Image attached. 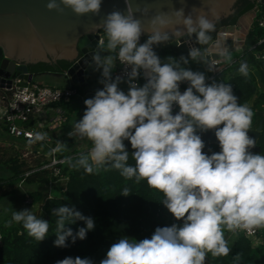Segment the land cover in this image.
<instances>
[{
    "label": "clouds",
    "instance_id": "1",
    "mask_svg": "<svg viewBox=\"0 0 264 264\" xmlns=\"http://www.w3.org/2000/svg\"><path fill=\"white\" fill-rule=\"evenodd\" d=\"M103 0H49L47 8L63 12L70 8L76 15L99 16ZM125 12L114 9L104 16L102 24L106 46L94 51L91 64L101 73L102 88L84 100L82 118L75 121L69 137L87 139L92 147L72 163L93 174L101 168L118 170L125 179L146 181L149 188L163 194L160 200L182 224L157 227L151 238L130 242L120 238L111 244L100 264H205L212 257L230 254L225 230L253 234L264 229V154L253 153L256 140L249 136L253 111L241 104L230 83H210L205 72L186 67L190 62L216 69L217 61L205 58L202 46L212 40L220 16L213 4L185 7L170 12L160 11L147 18V26L137 18L131 0H124ZM185 4V0H180ZM145 8L142 16L148 14ZM147 39L141 43V37ZM193 36L195 43L192 42ZM187 37L189 51L179 59L168 57L163 62L155 48L175 41L179 45ZM264 43V41H261ZM196 44L200 45L197 47ZM109 53L104 54L102 53ZM110 53H115L112 55ZM227 62L232 56L227 49L219 52ZM117 62L125 75L113 77ZM239 73L247 77V62H241ZM144 83L140 84L139 80ZM126 83L127 92L119 85ZM187 87L181 91V84ZM174 108L178 111L174 114ZM214 131L220 151L205 153V142L199 133ZM28 143L43 141L46 134L28 133ZM125 141L130 142L131 158ZM65 147L58 145L53 152ZM122 195L130 191L124 188ZM57 217L54 241L56 247H68L84 240L95 228L92 217L62 205L52 209ZM83 220L75 234L66 221ZM22 224L27 235L43 241L49 232V221L37 217L29 209L12 213V223ZM241 257L237 254L233 264ZM96 263V264H98ZM56 264H93L89 258L66 257Z\"/></svg>",
    "mask_w": 264,
    "mask_h": 264
},
{
    "label": "trees",
    "instance_id": "2",
    "mask_svg": "<svg viewBox=\"0 0 264 264\" xmlns=\"http://www.w3.org/2000/svg\"><path fill=\"white\" fill-rule=\"evenodd\" d=\"M251 1L253 5L254 0ZM251 7H247L244 11ZM242 13L230 17L228 24H233ZM260 13H264V3L260 4ZM210 35L213 39L215 31ZM145 39L147 37L142 36L140 42L143 43ZM261 41H264V27L257 26L255 22H252L244 35L243 48L240 53L236 54L230 62L225 61L219 78L213 79L217 82L230 83L239 103L246 104L251 98V103L248 105L254 113L251 127L257 124L260 117H263L257 144L261 154H264V90L258 89L252 73V69L257 70L264 87V59L255 56V53L264 51V43ZM207 45L202 46L203 51ZM155 51L163 62H168V57L179 59L182 54L186 56L188 53V51L171 44V41L169 44L156 47ZM241 62L248 64L249 74L247 77L238 71ZM68 64L65 60H57L56 68L53 63H47V65L27 67V69L33 73L39 71L63 72ZM186 67H190L193 71H201V64L196 62H190ZM74 87L78 92L84 90L78 85H74ZM65 140L68 142L57 154L60 157L64 156V160L71 157L72 163H75L79 155L86 153V150L72 148L73 145H70L69 137H65ZM125 144L129 150L128 163L134 164L135 162L131 158L130 142L125 141ZM218 151H220L219 144L209 143L205 153L211 155ZM2 164L8 170V175L0 177V197L10 193L13 183L22 177L23 171L27 170L23 161L18 160L15 156L8 157ZM60 173L66 176L64 187L55 186L58 187L57 192L41 201V214L36 215L49 221L48 235L43 241L38 242L27 235L22 224L12 222L9 225V222H1L0 264H56L58 260L77 256L89 258L93 264H96L106 257L111 244L120 238L135 242L151 238L157 227L170 226L171 213L160 201L163 199V194L149 188L146 181L136 183L134 179H125L118 170L110 168H101L93 174H88L83 168L74 169L68 163L60 164ZM48 178L49 175L44 169L33 170L24 177V181L43 184ZM124 188L129 189L128 196L121 194ZM28 193L33 202L40 201L42 198L41 191L38 189L30 190ZM62 205L74 208L86 217H92L95 222V228L88 231L86 239L77 238L75 243H72V239L69 237L67 239L68 247L54 246V241L57 239L55 234L57 217L52 215V209ZM68 222L70 221H66L65 227L71 228L73 234L80 227H85L83 220ZM257 236L260 241L253 244L249 237L241 232L231 234L226 238L231 248L230 254L217 258L212 257L209 253L205 264H233L237 254L241 257L238 264H264V229H260Z\"/></svg>",
    "mask_w": 264,
    "mask_h": 264
},
{
    "label": "water",
    "instance_id": "3",
    "mask_svg": "<svg viewBox=\"0 0 264 264\" xmlns=\"http://www.w3.org/2000/svg\"><path fill=\"white\" fill-rule=\"evenodd\" d=\"M49 0H0V87L7 86L9 78L17 76L24 81H31L33 72L27 67H38L53 63L56 68L57 60H65L69 64L64 69L72 84L85 87L84 70H87L92 61L94 51L100 50L97 44L98 31L104 29L102 20L106 13L119 9L126 14L124 0H103L99 16L88 13L76 15L70 8H63V12L49 10ZM59 3V0H57ZM264 3V0H261ZM134 13L137 18L144 21L147 26V18L160 11H168L174 7L179 9L185 7V14L193 8H204L208 10L212 4L220 16L216 23L215 37L209 42L208 47H220L218 37L222 34L233 33L236 25L228 24L230 17L242 13L247 7L253 6L251 0H131ZM147 8L148 14L142 16L141 12ZM213 34V32H212ZM187 37H182L179 45L173 41L171 44L189 51V44L185 42ZM192 42L195 43L193 36ZM197 47L200 45L196 44ZM205 58L220 57L219 52H204ZM36 73V72H35ZM258 89L264 90L256 69H252ZM91 97L93 92H86ZM178 109H174L175 112ZM260 117L253 129L248 134L252 138L259 135L261 122ZM205 142L218 143L214 131L199 133ZM260 152L259 146L250 149ZM253 152V151H252ZM254 153V152H253ZM258 153V152H257ZM64 187V184L62 185ZM182 222V221H180Z\"/></svg>",
    "mask_w": 264,
    "mask_h": 264
},
{
    "label": "crops",
    "instance_id": "4",
    "mask_svg": "<svg viewBox=\"0 0 264 264\" xmlns=\"http://www.w3.org/2000/svg\"><path fill=\"white\" fill-rule=\"evenodd\" d=\"M252 16H253V12L251 8L244 11L240 16H238L237 20L234 22V24L236 25L235 31L233 33H228L227 35H223L226 37L224 39L225 41L221 40L220 37L218 38V44L222 42H226L227 44H231L229 48H225L223 46L224 44H220V48L217 47L218 49L212 48L210 50L220 52L223 49H227L228 51H233L234 53H237V54L240 53L241 49L243 48L244 35L246 31L249 29V27L252 25V22H254ZM103 38H104L103 40L106 41V34L103 36ZM227 38H229V40ZM232 38L234 40H232ZM228 41L230 42L228 43ZM104 54H109V53L107 52L102 53V55ZM110 54L114 55V53H110ZM233 58H235V56ZM201 67H203V65ZM45 74L59 75L63 78L62 79L63 81L61 82V84H58V85L56 84L58 82H54V83L45 82V80L43 79V76ZM83 74H84V80L86 81L85 87H82L84 89L83 92H78L75 89L77 93L70 96L68 100L55 101V102H52L46 105L39 111L32 113L31 116L22 124L25 127H31L32 129L40 130L41 133L46 134V138L43 141H39L35 144H29L28 138L19 137V136L16 137V136L8 134L5 131V128L2 125V123H0V130H2V134L7 133V135L9 136V137H6V139H9V141H7L3 139V137L6 134H3V135L1 134L0 135V145H27V147L29 145H34V147L35 148L37 147L38 150L34 149L33 151H38V153L41 156L43 154L46 156L49 145H55L56 147H58V145L62 144L65 146L66 145L65 143L68 142L67 140H65V137H69L68 133L72 131L74 122L79 120L83 116L85 108L82 104V101L85 98L84 96L86 95V92H90V91L93 92L103 87V85L99 83V80L101 79L100 71L95 70L94 65H91L90 69L84 70ZM53 78L56 79L55 77ZM57 80L58 79H56V81ZM31 82H39V83H44L47 85L57 86V87H64V86L74 87V85H76V84H72L69 81L68 77L62 73V71H39V72L33 73L31 77ZM139 83L143 84L141 80L139 81ZM119 87L125 92H127L128 85L126 83H121ZM250 103H251V100L248 101L246 105L248 106ZM69 142H71L70 145H73L72 148L76 150H86L87 148L92 147L91 142L88 141L87 139H80V138L74 139L72 137H69ZM42 161L43 160H41L40 162ZM40 162L36 164V167L40 164ZM60 164L57 165L58 173L55 176L52 175L49 170L44 169L48 171L49 178L47 180L50 179L52 181L49 188L47 187L46 183L36 184L35 182H25L24 181V177L28 175L31 171L42 170V169H37L36 167H33V166L23 171L22 177H20L18 180L14 182L16 187H18L17 182L21 180L22 183L31 185L29 190L38 189L41 191V194H42L41 200L40 201L37 200L36 202H33L31 200L30 202V203H33L34 205L40 202L37 207L39 211L41 210L40 209L41 201L45 197L47 190H49L50 195H52L53 193H56L58 190L57 189L58 187H55V186L61 185V187L63 188L62 185L64 184V180L66 179V176L61 175L60 173ZM19 187H23L22 184ZM24 188L25 187L21 188V191H22L21 196L23 195V192H27L24 190ZM25 189H28V188H25ZM31 208L32 206H29V210ZM3 221H5V219Z\"/></svg>",
    "mask_w": 264,
    "mask_h": 264
},
{
    "label": "built area",
    "instance_id": "5",
    "mask_svg": "<svg viewBox=\"0 0 264 264\" xmlns=\"http://www.w3.org/2000/svg\"><path fill=\"white\" fill-rule=\"evenodd\" d=\"M261 0H254L253 6L251 10L253 12V21L257 24V26L264 27V13H260V4ZM97 44L100 45L103 41V34L101 31H98ZM225 34L222 35H227ZM219 38V37H218ZM215 48L214 46H210L205 48L204 52H215L210 49ZM220 48V47H219ZM222 48V47H221ZM218 49V48H217ZM115 55V53H114ZM256 57L264 59V51L262 53H255ZM209 61H217L216 69L213 72H208L206 76L209 78L208 82L213 78H219V73L224 66L220 57H211L209 56ZM66 74V70L62 72ZM113 77L116 75H125L124 68L122 65L117 62L115 69L113 70ZM101 76V73H100ZM143 83L144 80L140 79ZM139 80V81H140ZM187 87L186 83L181 84L180 88L183 91ZM76 90L71 86L57 87L51 86L44 83L39 82H27L20 79L17 76H13L9 78V83L7 86L0 87V123L5 128V131L16 137H24L28 138V133L40 132V130L32 129L31 127H25L22 124L31 116L32 113L39 111L46 105L60 100H68L70 96L76 94ZM85 95V93H84ZM95 95V91H93V96ZM88 96H84V100L87 98H92ZM84 100L82 104L84 108L86 107L84 104ZM177 109V108H174ZM57 148L55 145L48 146V157L45 161L40 162V164L36 167L37 169H47L50 171L52 175H56L58 173L57 165L64 161V157L58 156L57 152H53L52 150ZM91 147L86 149V152ZM51 180H47L46 185L49 188L51 185ZM22 184L21 180L18 181V186ZM23 204H29L31 202V197L27 192H23L22 195ZM51 197L49 190H47L45 194V198ZM176 219L171 214L169 219L170 226L174 224ZM260 229H257L253 234H248L246 232L240 231L245 236L249 237L251 243L256 244L260 241L258 239L257 233ZM233 233H229L226 231L225 237H229ZM100 264V263H98Z\"/></svg>",
    "mask_w": 264,
    "mask_h": 264
},
{
    "label": "rangeland",
    "instance_id": "6",
    "mask_svg": "<svg viewBox=\"0 0 264 264\" xmlns=\"http://www.w3.org/2000/svg\"><path fill=\"white\" fill-rule=\"evenodd\" d=\"M101 32L103 34V36L105 35V31L104 29H101ZM226 37L225 36H220L221 40H224ZM229 40V38H227ZM232 40H234L232 38ZM225 41V40H224ZM106 42H104L105 46H106ZM230 41H228L229 43ZM225 48H229L231 46V44H227L226 42H222ZM230 53V55L232 56V58L237 54L234 53L233 51H228ZM222 62L224 63L226 60L223 57H220ZM202 66V64H201ZM91 65L88 67V69H90ZM92 70V69H91ZM201 71L205 72V74H207L208 72L206 71L205 66L201 67ZM93 75V73H92ZM53 77H55L56 79H58L56 81V79H54ZM43 79L45 80V82H49V83H54V82H58L56 83L61 84V82L63 81L62 77L59 75H51V74H45L43 76ZM251 100V98L249 99V101ZM251 129H253V127H251ZM2 134V130H0V135ZM6 134L3 139L9 141V139H6V137H9L7 135V133H3ZM2 134V135H3ZM257 138L258 136L255 138L256 140V146L258 147L259 145L257 144ZM34 149L38 148L34 147V145H29L27 147V145H0V177H5L8 175V170L3 166V161L6 160L8 157L10 156H15L17 157L18 160H22L24 165L28 168L30 167H36V164L38 162H40L41 160L45 161L48 157V151L46 153V156L43 154L42 156L38 153V151H33ZM254 153H260L259 151H256V148L252 150ZM25 167V168H26ZM48 169V168H47ZM47 171V170H45ZM47 175H48V171H47ZM36 184H39L37 182H35ZM18 184V182H17ZM33 185V184H32ZM22 186L28 189H25V191L29 192L31 185L30 184H25L22 183ZM19 187V186H18ZM16 187L15 183H13V188L11 190L10 193H8L7 195H4L0 198V223L5 219V221L3 222H10L12 220V213L15 211H20V210H24V209H29V206H32V208L30 209V211L33 212V214L35 215H39L41 214V210H38V204L40 203H36L35 205L33 203L30 204H23L22 203V191L21 188L23 187ZM175 224H182V222L180 221H175ZM226 235V232H225Z\"/></svg>",
    "mask_w": 264,
    "mask_h": 264
}]
</instances>
